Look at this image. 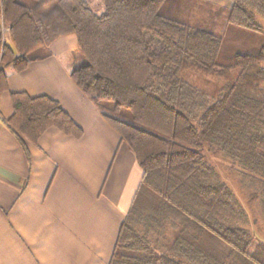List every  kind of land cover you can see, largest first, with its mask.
<instances>
[{"label":"trees","instance_id":"16d2710c","mask_svg":"<svg viewBox=\"0 0 264 264\" xmlns=\"http://www.w3.org/2000/svg\"><path fill=\"white\" fill-rule=\"evenodd\" d=\"M92 1L0 0V92L5 67L76 36L70 76L142 169L108 264H264V239L206 159L228 160L264 212V42L246 39L263 36L264 0H235L223 21L186 0ZM188 70L222 85L210 96ZM10 99L5 123L24 149L50 127L82 135L54 98Z\"/></svg>","mask_w":264,"mask_h":264},{"label":"crops","instance_id":"0c3cea01","mask_svg":"<svg viewBox=\"0 0 264 264\" xmlns=\"http://www.w3.org/2000/svg\"><path fill=\"white\" fill-rule=\"evenodd\" d=\"M186 1L199 12L206 7L226 14L235 0ZM75 50L76 36L64 35L50 44L46 57L20 71L4 68L0 264H108L142 177L132 150L72 80ZM18 91L56 99L82 135L50 127L36 143L25 140L24 149L5 123L12 113L10 92Z\"/></svg>","mask_w":264,"mask_h":264},{"label":"rangeland","instance_id":"374dc122","mask_svg":"<svg viewBox=\"0 0 264 264\" xmlns=\"http://www.w3.org/2000/svg\"><path fill=\"white\" fill-rule=\"evenodd\" d=\"M92 2L95 3L96 0H93ZM200 10V13L205 15H207L208 11H210L214 16L217 15L216 19H219L220 21H223L225 16L224 12H220L217 9L210 10L206 7H202ZM260 23L262 24L264 30V20L260 19ZM246 39H248V43L257 46L264 42V33L263 36L255 33H249L246 36ZM185 77L192 84L205 89L210 96H214L222 85V81L220 80L212 77H205L190 70L185 73ZM206 159L209 164L217 170L223 181L233 191L238 205L247 212L248 220L244 225L253 235L255 234L256 238L264 239V212L261 207V203L259 200L249 199V195L255 188L254 184L250 183L246 179H242L236 171L231 169L228 160L221 157V155L206 153Z\"/></svg>","mask_w":264,"mask_h":264},{"label":"built area","instance_id":"2783aa9c","mask_svg":"<svg viewBox=\"0 0 264 264\" xmlns=\"http://www.w3.org/2000/svg\"><path fill=\"white\" fill-rule=\"evenodd\" d=\"M6 31H8V28H6V27H2V34H3L4 32H6Z\"/></svg>","mask_w":264,"mask_h":264}]
</instances>
